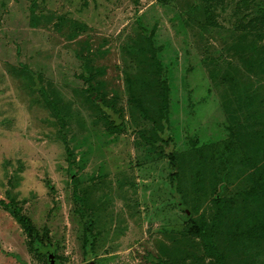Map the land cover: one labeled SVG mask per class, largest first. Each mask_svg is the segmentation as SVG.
I'll return each mask as SVG.
<instances>
[{
  "label": "rangeland",
  "instance_id": "1",
  "mask_svg": "<svg viewBox=\"0 0 264 264\" xmlns=\"http://www.w3.org/2000/svg\"><path fill=\"white\" fill-rule=\"evenodd\" d=\"M263 6L0 0V264H264Z\"/></svg>",
  "mask_w": 264,
  "mask_h": 264
},
{
  "label": "trees",
  "instance_id": "2",
  "mask_svg": "<svg viewBox=\"0 0 264 264\" xmlns=\"http://www.w3.org/2000/svg\"><path fill=\"white\" fill-rule=\"evenodd\" d=\"M261 12L264 14V6L261 9ZM85 75L83 76L84 79H86ZM35 79H37V82L40 83V80L38 77ZM90 79H93V77L91 76ZM87 92L90 94V98H89L90 101L97 107V109L100 111V113L103 114L105 119L115 128V130H120V128L123 127V124L121 123L120 125H118L117 121L113 118V115L110 113V112H112L114 114V112H115L113 106L108 105L107 102L105 101L104 97L101 96L100 93L98 92V90L95 89L93 86H89L87 88ZM160 113H161L160 117H161V126H162V132L160 133L161 144L168 147L169 144H172L173 140L170 137V131H169L170 130L169 129V101H168V96L166 93L163 94L162 108H161ZM167 155L169 156V159L171 160V164L175 169V166H174L175 164L173 162V159H174L173 152L167 150ZM180 207L183 211H185V212L187 211L184 207H182V206H180ZM15 219L20 224H22L30 234H32L33 227H32L31 222L28 219L23 218L19 214H17L15 216ZM189 221H191V218ZM189 221L185 220V222H189ZM194 230L197 234L204 233L203 228L199 227L197 225H195ZM96 242H97V237L93 234V226H92V224H88L85 228V239H84V244H83V248H84V251L86 252V254L92 253V251L96 245ZM154 261H155V264H161V261L159 259H156ZM216 264H218V263H216Z\"/></svg>",
  "mask_w": 264,
  "mask_h": 264
},
{
  "label": "water",
  "instance_id": "3",
  "mask_svg": "<svg viewBox=\"0 0 264 264\" xmlns=\"http://www.w3.org/2000/svg\"><path fill=\"white\" fill-rule=\"evenodd\" d=\"M187 212V217H186V221H189L190 220V218H191V214H190V212L189 211H186ZM87 264H95V262L94 261H91V262H89V263H87Z\"/></svg>",
  "mask_w": 264,
  "mask_h": 264
}]
</instances>
